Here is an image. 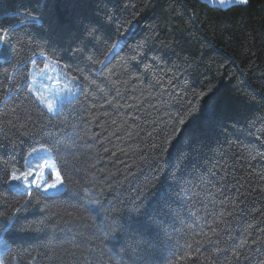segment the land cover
Wrapping results in <instances>:
<instances>
[{"label":"trees","instance_id":"16d2710c","mask_svg":"<svg viewBox=\"0 0 264 264\" xmlns=\"http://www.w3.org/2000/svg\"><path fill=\"white\" fill-rule=\"evenodd\" d=\"M0 32L3 264H264V0H0ZM42 151L63 189L21 196Z\"/></svg>","mask_w":264,"mask_h":264},{"label":"rangeland","instance_id":"374dc122","mask_svg":"<svg viewBox=\"0 0 264 264\" xmlns=\"http://www.w3.org/2000/svg\"><path fill=\"white\" fill-rule=\"evenodd\" d=\"M71 85L73 87L72 92H74L75 86L73 84H71ZM38 91H43L44 93H47V90L43 89V88H40L39 90L35 91V93H37ZM68 91H69V88L67 86H63L61 83L56 84L54 87V92H52L51 94H44L45 98L43 100H40V101L45 107L47 105V102H48V104L49 103L53 104V102L57 101L58 102L57 106L52 105L53 111H51V112L56 114L58 112L57 110H58L59 105L64 101L63 100L64 94ZM45 164L47 166L41 167V169H40L41 170L40 173L43 175L45 183H42L41 187L39 189H41L42 191H44L47 194L59 193L63 189V185L59 184V183H57V186L55 188H47V190L45 191L46 184H52V183L56 182L55 181V179L57 177L56 174L58 173L57 170L54 168L52 159L50 158V156L47 153L42 151V152H39L37 155H35L33 157V159L31 160L29 169H32L34 171V167L40 166V165H45ZM48 174H51L50 175L51 179H49ZM33 179H37V177L36 176L29 177L28 183H31V181ZM17 184H19V183L18 182H12L11 186L17 185ZM12 188L15 190V192H18V193L20 192V189L15 188L13 186H12ZM32 188H35V187L34 186L31 187L30 189H28V191H30ZM0 241H2V243H0V260L3 261V256H4V253L7 249V243L5 242V240L1 236H0Z\"/></svg>","mask_w":264,"mask_h":264},{"label":"snow or ice","instance_id":"6c2138e0","mask_svg":"<svg viewBox=\"0 0 264 264\" xmlns=\"http://www.w3.org/2000/svg\"><path fill=\"white\" fill-rule=\"evenodd\" d=\"M221 2L223 3L224 0H221ZM227 2L231 3V2H233V0H227ZM6 36H7L6 33L0 32V41L5 40L6 39ZM41 55H43V53H41ZM201 95H207V93H201ZM47 108H48L49 111H53L52 104L49 103L47 105ZM46 166L47 165L45 164V165H40L39 167H46ZM56 175H57L56 182H54L52 184H46L45 191L47 190V188H55L57 186V183L63 184V179L59 176V173H57ZM32 176H36L37 179H33L31 181V183H28L29 177H32ZM10 181H18V182H21L20 184L12 185L13 187L20 189L19 194L21 196H23L26 191H27V194L30 196L31 195V192L28 191V189H30L33 186L35 188H40L41 187V184L42 183H45L43 175L41 173L34 172L32 169H29L26 172H19V173L16 172V171L11 172V174L8 177V182H10ZM4 215H6V214L5 213H0V216H4ZM0 243H2V241H0ZM236 258L237 259H240L239 256H237ZM0 264H3V261L2 260H0Z\"/></svg>","mask_w":264,"mask_h":264},{"label":"water","instance_id":"95a60500","mask_svg":"<svg viewBox=\"0 0 264 264\" xmlns=\"http://www.w3.org/2000/svg\"><path fill=\"white\" fill-rule=\"evenodd\" d=\"M202 3L207 4L211 7H216V8H221V9H228L229 7L241 2L242 0H234L233 2H231V4H229V2H227V0H224V2L222 3L221 0H211L212 2H208L207 0H200Z\"/></svg>","mask_w":264,"mask_h":264},{"label":"bare ground","instance_id":"6f19581e","mask_svg":"<svg viewBox=\"0 0 264 264\" xmlns=\"http://www.w3.org/2000/svg\"><path fill=\"white\" fill-rule=\"evenodd\" d=\"M208 2H212L211 0H207ZM234 1V0H233ZM229 4H231V3H229Z\"/></svg>","mask_w":264,"mask_h":264}]
</instances>
